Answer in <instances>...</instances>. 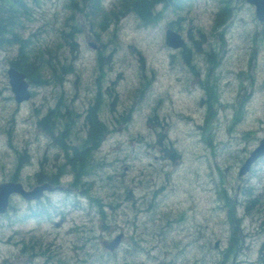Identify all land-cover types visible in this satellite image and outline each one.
<instances>
[{
  "label": "rangeland",
  "instance_id": "rangeland-1",
  "mask_svg": "<svg viewBox=\"0 0 264 264\" xmlns=\"http://www.w3.org/2000/svg\"><path fill=\"white\" fill-rule=\"evenodd\" d=\"M110 1L112 0H108ZM218 7L215 0H199L194 3L191 11H185L188 14L183 22L186 23L189 19L209 31ZM63 16L62 0H45L26 32L29 34L31 30L37 31L42 26L39 42L44 45L52 43L58 36L56 31L61 26ZM171 17L168 16L157 27H141L134 17L121 23L117 32L120 45L116 48L114 57L107 59V74L102 88L104 97L108 99L102 107L105 118L110 120L117 113L132 111L133 120L127 127L119 123L112 124L115 131L97 155L102 165L95 175L93 189L101 194L104 204L113 202V205L125 198L126 193L131 190L132 197L138 198L137 205L142 209L137 211L131 199V202L123 204L116 219L109 210L110 230H103L96 210L89 215L85 209L86 203H82V200L84 209L68 208L65 217L56 219L57 226L55 221L31 217L26 213L29 202L22 197L15 198L14 205L18 209L11 211L10 218L0 217V238L3 237L0 239V264L6 258H10L13 264H85L80 263L79 252L74 249L77 243L75 240L79 237L83 239V234H75L73 229L82 224L86 228L84 235L95 236L101 249L103 240L112 239L116 234L115 229H125L127 235H139L144 247L132 248L130 239L122 247L119 255L122 259L136 256L138 260L150 263L147 254L141 253L150 248L160 258H177V252L174 251L177 245L186 244L188 247H185L184 259L177 258V264H190L206 252L209 256H201V261L196 264H218V259L211 257L220 254L221 247L227 245L230 235L226 213L218 196V184L224 181L233 195L236 189V193L241 195L244 189L253 185L264 196V160L255 165V171L246 176L238 174L240 166L264 138V23L256 19L255 8L246 1L240 2V8L226 35V54L216 75L219 77L222 99L226 103L230 105L238 102L247 93H250V100L244 121L232 132L228 125L234 111L222 110L216 125L217 139L212 147L204 140L194 119L188 120L185 116L190 114L195 120H202L204 111L196 102L201 90L189 91L191 84L185 74L179 72L181 68L170 69L173 57L177 55L172 54L173 51L165 44L164 39ZM175 19L178 17L172 18V21ZM88 31L77 59L70 49L55 46L59 49L61 59L71 58L76 62L77 73L66 79L62 88L65 96L71 100L75 98L73 100L81 111L90 102L88 93L99 90L96 82V50L102 42L97 40L94 32ZM113 31L114 29L110 33H103L104 42L111 43ZM89 42L98 43L97 48H92ZM138 49L143 51L148 74L155 69L157 75L156 82L147 89L144 97L139 91L143 74L138 70L141 64ZM15 54V47L0 46V183L13 169L14 147L26 146L32 151L33 162L25 167L23 177H27L25 181L30 184L31 179L28 177L41 166L39 158L47 153L50 159L47 165L53 164L57 153L56 147L50 151L48 149V145L52 144L50 138L37 132L32 110L37 105H49L61 88L55 85L43 88L28 102L18 104L7 75L8 58ZM174 64L181 65L182 60L175 59ZM242 72L245 74L239 76ZM178 75H181V79L177 78ZM246 75L254 76V84L252 77L246 78ZM116 92L117 97L112 107ZM154 112L161 117L151 125L149 115ZM80 125L81 122L76 127V132L81 128ZM11 128L16 140L14 147L9 142ZM251 130L255 133L244 137L245 132ZM158 133H166L175 141L183 154L181 160L175 162L163 158V146L158 143ZM220 170L223 171V177ZM155 190L159 192L157 199L154 196ZM70 198L72 195L66 193L56 194L54 204L61 209ZM178 218L184 219L178 222ZM134 219L138 222L136 231L131 227ZM263 221V215L250 216L245 221L246 228L254 231ZM29 235L40 239L41 245L45 244L43 247L46 252L59 250L63 259L46 263L20 253L18 245ZM11 237L14 239L9 242ZM216 241H220L218 247L215 246ZM263 241L264 234L252 238L250 243L253 249L251 253L245 254V261L260 264L257 262V252ZM110 258L103 259L101 254L99 258L95 256L90 264H121L111 263Z\"/></svg>",
  "mask_w": 264,
  "mask_h": 264
},
{
  "label": "trees",
  "instance_id": "trees-1",
  "mask_svg": "<svg viewBox=\"0 0 264 264\" xmlns=\"http://www.w3.org/2000/svg\"><path fill=\"white\" fill-rule=\"evenodd\" d=\"M62 1L66 12L62 19L61 26L56 31V35L58 36L54 42L45 43L44 45L39 42L41 40L40 33L42 32V26L39 27L37 31L31 30L29 34L26 32V28L36 18V12L43 7L45 0H0V46L17 48V54L14 57L10 56L8 60L15 68L23 71L27 75L33 87V94H36L42 87L52 84L58 86L62 85L65 82L66 76L77 73L75 61L71 58L68 60L61 59L58 55L59 49L55 48V46L70 49L77 59V56H79L81 52L82 41L87 38L88 30L94 32L97 36V40L102 42V46L99 49L100 54L97 56V65L100 67L101 73L98 77L99 90L95 98L96 106L94 107V104L90 105L85 119L89 137H87L86 140L83 139L79 146L72 144L71 138L76 139L73 127L76 126L77 117H79L80 113H78L79 110L76 109L74 102L65 97L64 91H60L56 96V108L49 112V118L52 120L47 118L41 121L40 124L48 130L49 135L54 141L53 144L56 145L58 149L62 150V153L64 151L63 154H65V157L57 154L55 163L47 168L43 165L41 170L35 174L36 180L35 178L33 179L35 183L46 180L56 184L60 183L59 180L64 175L70 173L74 176L73 181L75 184L77 186H85V192L89 194L88 190H92L95 183L93 178L96 173L98 174V170L102 165L95 155L96 149L99 148L104 142L103 140L109 136L108 134L115 130H113L112 126L116 123L128 126L131 118V113L128 112L117 113V115L115 114L110 120L103 116L102 107L107 103V100L102 92V82L107 74V69H105L107 59H110L113 55H104L106 54L108 43L105 42L104 44L102 39L103 33H110L109 31L114 29L110 37V42L117 45L119 43L117 29L120 21L124 17L134 15L141 27L156 26L167 12L182 16L185 10L192 8L191 3L196 0H113L107 6L105 5V0ZM217 1L219 3L220 12L217 15L212 29L207 31L202 26H193L192 24L189 29L193 42L192 46H196L198 48L197 52L200 53L208 63L214 65L213 71L219 68L218 66L222 64V60L225 56V32L231 25L230 19L235 11V7L233 6L234 0ZM172 25L175 29L180 30L184 28L183 25H176L174 22ZM195 38H197L196 41L194 40ZM192 50L193 47H187L185 49L184 58L186 62L190 64L192 70L195 71V66H193L190 60ZM113 53H115V51H113ZM210 75L211 73L206 76L203 75L202 81L199 83L205 93L203 101L206 107V124L202 128L205 136L212 135L211 132L215 129L214 123L219 117L220 110L228 106L222 100V91L218 76L215 77V80H212ZM109 94L112 93L109 92ZM66 100L69 102H66ZM249 100L250 95H245L242 100L233 104L235 109L233 125L239 124L245 118ZM114 101L113 99L112 107L115 104ZM63 104L65 105L64 107ZM151 120L152 119H150V122ZM250 133L251 132H248L247 134ZM165 134H157L158 143L163 146V152L174 159H179L181 156L180 150L175 147V143L171 139L169 143L167 142L166 136L168 137V135L166 134L165 136ZM147 142L150 144L149 141ZM29 156L30 150L27 147L19 148V150H17V159L14 161L13 169L5 178L20 181L22 179L25 161L29 159ZM28 163L31 162H27V164ZM221 176L223 177L222 172ZM129 192L130 191L126 193V198L128 199L131 197ZM244 193V199L240 200L237 197L230 196L225 186L220 184L218 188L219 198L226 207L228 220L232 227V244L237 243L239 239L238 236H240L241 233V225L243 224V218H240L238 213L239 206L242 205L247 212L264 211V199H262L258 193L255 194V192L250 189L244 191ZM89 196L92 201L91 205H97L98 207L97 216L105 222L102 224V228H110L109 222L111 221H108V211L110 210L113 212V218L116 219L117 213L120 210V205L105 210L99 195L94 194L93 196V194L90 193ZM114 197H116V193ZM51 204L52 201L46 203V205L42 204L35 214L38 216L52 214ZM105 204L113 206V202ZM16 208L17 206L12 204L10 211H15ZM106 208L108 207L106 206ZM90 213H92V211L89 212V214ZM5 216H9V214ZM74 233H82V236L86 237L83 228H76ZM13 239L14 237H11L9 242ZM95 242L94 240L89 243L92 246L88 245L87 242L81 245V249L85 250L81 258L84 259L85 262L94 260L95 256H100L101 254L102 256L105 255V252L101 251L100 247H98L99 243ZM41 244L42 241L40 239H36V237L29 235L26 238L24 237L19 245H17L20 253L22 252L23 254L36 257V259L45 260L47 263L55 260L57 257L62 259V254L59 251L46 252ZM235 251H237L236 247L228 249L226 259L224 257V260H227ZM113 255L117 257L116 253ZM3 264L13 263L10 258H6Z\"/></svg>",
  "mask_w": 264,
  "mask_h": 264
},
{
  "label": "water",
  "instance_id": "water-1",
  "mask_svg": "<svg viewBox=\"0 0 264 264\" xmlns=\"http://www.w3.org/2000/svg\"><path fill=\"white\" fill-rule=\"evenodd\" d=\"M248 1L256 6L257 17L260 21L264 22V0ZM166 42L174 48L181 47L185 44L182 35L173 30L167 31ZM8 75L16 100L18 102L28 100L32 93L30 90V83L26 79V74L12 67L8 70ZM262 155H264V139L261 141L260 146H258V148L252 153L251 157L242 166L240 175L245 174L251 168L253 162ZM45 189H51V187L49 185H44L37 187L34 190L26 191L20 183L4 182L0 184V214L7 212L12 194L19 193L26 199L30 200L40 197ZM120 240L121 236H118L114 241L106 243L105 245L110 249H114Z\"/></svg>",
  "mask_w": 264,
  "mask_h": 264
},
{
  "label": "flooded vegetation",
  "instance_id": "flooded-vegetation-1",
  "mask_svg": "<svg viewBox=\"0 0 264 264\" xmlns=\"http://www.w3.org/2000/svg\"><path fill=\"white\" fill-rule=\"evenodd\" d=\"M49 116H50V114H47V115H45L44 113H43V111L42 110H40V111H38V116H37V119H36V121H37V131L39 132V133H43V134H45V136H50L49 135V133H48V130L45 128V127H43L41 124H40V122L41 121H43V120H46L47 118H49ZM50 120H52L51 118H49ZM63 157H65V154H64V156Z\"/></svg>",
  "mask_w": 264,
  "mask_h": 264
}]
</instances>
